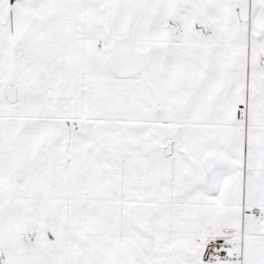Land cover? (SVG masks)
Here are the masks:
<instances>
[{"label":"snow or ice","instance_id":"6c2138e0","mask_svg":"<svg viewBox=\"0 0 264 264\" xmlns=\"http://www.w3.org/2000/svg\"><path fill=\"white\" fill-rule=\"evenodd\" d=\"M0 264H264V0H0Z\"/></svg>","mask_w":264,"mask_h":264}]
</instances>
